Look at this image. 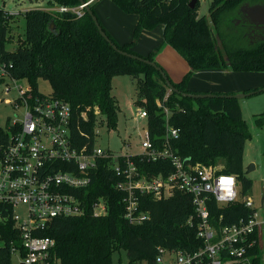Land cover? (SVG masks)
Instances as JSON below:
<instances>
[{
    "label": "trees",
    "instance_id": "1",
    "mask_svg": "<svg viewBox=\"0 0 264 264\" xmlns=\"http://www.w3.org/2000/svg\"><path fill=\"white\" fill-rule=\"evenodd\" d=\"M99 1H93L90 8L100 22L96 12ZM111 1L124 14L137 17L132 39L123 44L117 43L100 22L112 43L119 50L158 66L157 54L166 45L173 47L190 66L181 82L171 81L181 93L199 94L189 90L188 84L200 71L264 72V37L255 40V33L243 22L236 26L241 19L242 5L263 4L264 0H213L210 20L199 16L200 0L193 9L189 7L191 0ZM79 4V0L49 2L53 6L77 7ZM24 19V40L15 51H7L6 45L12 40L10 20L15 18L0 9V57L13 65L11 73L27 80L35 93H39L40 81L45 80L54 97L70 103L75 113L73 138L79 147L86 144L90 149L93 147L98 121H106L110 129H117L120 108L111 94L112 79L131 76L137 81L135 104L147 110L146 124L155 146L163 150L166 143V118L163 108L157 105L161 101L172 110L169 126L179 130L177 138L169 139L170 149L180 157L189 158L193 164L219 166L220 173L235 175L241 195L246 196L252 182L245 174L244 150L252 133L243 118L240 101L220 97L232 93H213L218 96L193 99L171 92L153 66L114 50L86 11L79 18L71 11L57 13L49 7L36 8L27 10ZM52 21L55 30L50 28ZM158 27H163L162 42L147 55L137 53L134 48L140 37ZM246 39L250 44L242 45ZM255 90L258 89L245 93ZM82 111H87L88 122L81 118ZM255 125L264 126V113L255 119ZM7 140V132L0 128V144ZM133 160L146 174L173 171L169 161L139 163L136 157ZM108 161H99L90 185L82 192L85 214L55 219L41 233L55 240L54 253L61 264H113L114 254L122 250L130 264H155L159 248L194 252L204 246L198 237L192 197L181 192L161 200L149 195L140 197L141 210L149 214V219L139 225L130 224L125 218L124 194L115 186L118 177ZM99 201L105 203L107 212L94 216L93 205ZM207 208L216 228L238 222L249 214L242 202L221 206L213 197L207 201ZM192 217L194 227L188 224ZM13 229L11 220L0 223V264H12V241L21 245L19 232ZM250 255L253 264H261L262 246L256 245Z\"/></svg>",
    "mask_w": 264,
    "mask_h": 264
},
{
    "label": "built area",
    "instance_id": "2",
    "mask_svg": "<svg viewBox=\"0 0 264 264\" xmlns=\"http://www.w3.org/2000/svg\"><path fill=\"white\" fill-rule=\"evenodd\" d=\"M93 1L88 0L77 7L60 5L50 10L57 13L71 11L81 18L85 6ZM5 12L12 18L20 14ZM12 67L0 57V84L4 85L8 101L22 114V118H16L5 129L8 140L0 144V223L11 220L13 231L19 232L21 245L12 241L10 250L11 255L19 256L20 264H61L54 253L55 240L41 236V233L48 230L55 219L85 214L82 192L90 185L100 160H109V167L118 177L115 186L124 194L125 218L132 225L149 219V214L141 210L139 200L142 196L161 200L181 192L192 197L198 237L204 246L194 252L159 248L155 264H253L250 251L256 245L262 246L264 241L263 192L259 201L241 197L235 175L220 173L219 166L193 164L189 158L175 154L169 147V139L177 138L179 130L169 126L172 114L169 107L157 101L166 118L163 150L151 139L146 124L148 113L143 107L135 114L137 120L145 121V127L139 132L142 153L117 155L94 143L91 149L89 144L79 147L73 138L75 113L70 103L54 97L51 92L43 93L40 88L39 93H35L27 80L11 73ZM177 109L181 110L180 107ZM80 116L84 122L89 121L87 111H82ZM85 136L90 138V135ZM95 136L94 129V141ZM135 157L139 163L169 161L173 171L146 174L133 160ZM211 197L221 206L242 202L249 214L238 222L216 228L207 208ZM106 212L103 201L93 205L94 216ZM188 224L194 227L193 217ZM165 257H168L167 261Z\"/></svg>",
    "mask_w": 264,
    "mask_h": 264
},
{
    "label": "rangeland",
    "instance_id": "3",
    "mask_svg": "<svg viewBox=\"0 0 264 264\" xmlns=\"http://www.w3.org/2000/svg\"><path fill=\"white\" fill-rule=\"evenodd\" d=\"M50 1L51 0H0V9L8 12L20 13L19 16L15 18V21L10 20L12 29L9 36L12 37V40L6 45L7 51H15L20 41L24 40V11L36 8H56L57 6L49 5ZM212 1L213 0H200L198 10L199 16H204L210 20L209 9ZM98 5L100 7L111 6L114 4L111 0H100ZM96 12L105 27L109 24H112L113 26L117 25L109 16H104V14H101L97 9ZM126 17H128V19H137L136 16L131 15H126ZM237 25L238 24L236 23V26ZM211 26L214 30V26ZM131 36L133 37V33ZM247 44H250V42L248 43V40L246 39L242 45ZM136 82L137 81L134 78L127 75L115 76L112 79L111 94L117 99L120 108L118 126L115 130L110 129L106 121H100L95 127L96 136L94 144L96 147L107 150L109 149L117 155H124L126 153L135 155L143 152L139 132L145 127V121L137 120L135 117L136 112L140 109V107L135 104L137 98ZM247 86L254 88L256 84ZM39 88L43 93L47 94L52 91L50 84L45 80L40 81ZM260 88L263 87H258V89ZM11 96H14V94ZM8 100L9 98H6L4 94V85L0 84V128L4 130L7 129L16 118H22L21 112L18 111ZM239 101L243 108V118L247 122L252 133V138L246 141L244 150L245 171L249 164L255 165V170L246 174V177L252 182V188L247 192L246 196H240L254 198L256 201H259L263 192L264 180V126L256 127L255 119L261 117L264 113V91L240 99ZM18 211L21 212V209ZM1 245L2 244L0 243V246ZM262 249L263 256L261 264H264V241L262 242ZM167 260L168 257H165V261ZM12 264H20L19 256L17 254L12 255ZM113 264H130L124 250L114 254Z\"/></svg>",
    "mask_w": 264,
    "mask_h": 264
},
{
    "label": "crops",
    "instance_id": "4",
    "mask_svg": "<svg viewBox=\"0 0 264 264\" xmlns=\"http://www.w3.org/2000/svg\"><path fill=\"white\" fill-rule=\"evenodd\" d=\"M96 9L101 14H104V16H109L117 24L115 25L117 27L112 24L106 25L105 27L100 20L101 24L117 43L123 44L132 39L131 34L136 26L137 19H128V17L114 5L100 7L98 5ZM162 40L163 27H158L154 31L145 32L137 41L134 49L141 55L148 54L155 49ZM156 62L164 69L170 80L174 83L181 82L184 76L190 71L188 62L170 45L164 46L157 54ZM255 81L260 82L258 83ZM253 84H256L254 88L247 86ZM258 87H264V72L204 70L195 73L188 84V89L197 93L236 94L245 93L247 90L258 89ZM241 109L243 113V108L241 107Z\"/></svg>",
    "mask_w": 264,
    "mask_h": 264
},
{
    "label": "water",
    "instance_id": "5",
    "mask_svg": "<svg viewBox=\"0 0 264 264\" xmlns=\"http://www.w3.org/2000/svg\"><path fill=\"white\" fill-rule=\"evenodd\" d=\"M198 1L199 0H191L190 3H189V7L192 8V9L195 8V6H196ZM86 2L87 1H85V0H79L80 5L86 4ZM240 10L242 12H244L248 16L249 22H250V24L252 26H254L255 30L264 29V3L263 4H254V5L246 3V4H244V5H242L240 7ZM85 11L91 16V18L95 22V24H96L101 36L113 47L114 50L118 51L122 55L127 56V57H129L131 59H136V60L145 62V63L153 66L157 71H159L161 73L162 77L165 80V83H166L167 87L169 88V90L171 92H175V93H177L179 95H182L183 97H190V98H193V99L214 98V97L218 96V95L213 94V93L191 94V93H181V92H179L173 86L171 80L168 78V76L166 75V72H164V70L162 69L161 66H158L154 62H150V61L144 60V59H142V58H140L138 56H135V55H132V54H129V53H126V52H123V51L119 50L117 48V46L112 43L111 39L107 36L105 31L101 27L100 22L98 21V18L96 17V15H94V13H93L92 9L90 8L89 4H87L85 6ZM50 28L55 30V22L54 21L51 22ZM262 91H264V87L260 88L258 90H255V91H250L248 93L223 94V95H220V97L234 98V99L240 100V99H244V98H246L248 96H252L254 94L260 93ZM253 170H255V165L254 164H249L246 167V171H245L246 173L245 174H248V173L252 172ZM262 200H264V180H263V197H262Z\"/></svg>",
    "mask_w": 264,
    "mask_h": 264
},
{
    "label": "flooded vegetation",
    "instance_id": "6",
    "mask_svg": "<svg viewBox=\"0 0 264 264\" xmlns=\"http://www.w3.org/2000/svg\"><path fill=\"white\" fill-rule=\"evenodd\" d=\"M239 16L241 19L238 20L239 22L237 21V24H239L240 22L245 23L249 27V29H251V32L255 33L253 36L255 40H259L263 37L262 35H264V29L255 30L254 26L250 24L248 16L241 10L239 11Z\"/></svg>",
    "mask_w": 264,
    "mask_h": 264
},
{
    "label": "snow or ice",
    "instance_id": "7",
    "mask_svg": "<svg viewBox=\"0 0 264 264\" xmlns=\"http://www.w3.org/2000/svg\"><path fill=\"white\" fill-rule=\"evenodd\" d=\"M227 183H231V181H227Z\"/></svg>",
    "mask_w": 264,
    "mask_h": 264
}]
</instances>
